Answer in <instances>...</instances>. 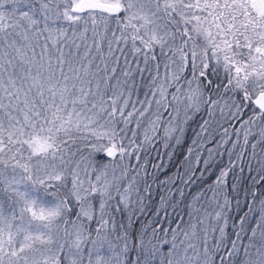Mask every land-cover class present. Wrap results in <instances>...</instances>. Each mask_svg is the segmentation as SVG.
<instances>
[{
	"label": "snow or ice",
	"instance_id": "1",
	"mask_svg": "<svg viewBox=\"0 0 264 264\" xmlns=\"http://www.w3.org/2000/svg\"><path fill=\"white\" fill-rule=\"evenodd\" d=\"M209 73L220 83L205 97ZM217 109L236 140L223 124L219 139L209 132ZM202 110L201 131L230 164L249 145L264 153V0H0V264H264V191L226 233L227 169L211 198L193 196L186 226L182 215L150 235L117 226L151 191L139 187L143 165L129 173L155 136L137 143L130 126L146 119L167 142ZM179 179L194 184V170Z\"/></svg>",
	"mask_w": 264,
	"mask_h": 264
},
{
	"label": "trees",
	"instance_id": "2",
	"mask_svg": "<svg viewBox=\"0 0 264 264\" xmlns=\"http://www.w3.org/2000/svg\"><path fill=\"white\" fill-rule=\"evenodd\" d=\"M152 75L156 74L155 62H152ZM121 67H124L123 59L120 61ZM103 66V65H102ZM143 67V64L140 65ZM136 67L135 64L132 65ZM159 73L161 78L165 74V68L163 63L159 67ZM198 75V74H197ZM145 78H149L147 72L144 73ZM188 76L191 78V71L188 70ZM137 83H140V74L136 73ZM205 85V97L208 95V91H214L216 86L220 83V80L209 73V79L212 81L209 85L208 80L203 77L200 78ZM195 87V82L192 85ZM187 87V84L184 85ZM175 89H170L174 91ZM145 87H140L133 93L132 99L143 100ZM223 101V100H222ZM221 101V102H222ZM137 107H140L137 104ZM131 110V106H129ZM155 111V105L152 108ZM167 119L165 114L161 123ZM208 119L206 113L203 110L200 113H193L191 119L184 124L183 133L176 132L174 137L167 142L163 139V129H158L155 133H152L151 126L148 120H142L141 125L137 128L135 122L130 126L136 131L135 140L140 143L144 139L145 129H148L151 135L155 136L153 143L145 144L140 150V160L137 161L135 157L131 158L130 163L133 169L130 170L129 179L131 176L136 175L135 167L139 163L143 165V169L140 171V184L141 189L150 187V193H144L143 205L133 202L132 206L128 210H122L115 214L117 226L124 224L129 227V231L132 233H139L145 230L151 234V228L153 226L159 227L163 225L166 229L176 228L177 222L180 216L184 217L185 225H187L189 217L187 213L190 209L188 204H193V196L198 192H206L207 197L212 196L210 188L215 186L216 178L220 175L222 170L227 169L228 175L225 178V192L228 194V198L231 201L230 209L227 212V225L226 233L233 232V224L238 223L239 215H242L244 211H247V204L245 201H253L252 192L258 190V198L254 203V211L259 209V192L264 191V182L257 184L253 177L258 179V172L260 170V164L258 161H264L263 153L260 151V146H257V156L253 158L252 148L249 145L246 149V154L241 160H237L235 156L231 159L235 162L230 164V157L227 152L222 148L217 149L216 144L212 142L208 133L201 131V125L203 121ZM228 128L229 137L232 140H236L233 127L229 126L220 116L218 109L215 116L212 119V125L209 132H213L216 139L223 135V128L220 125ZM239 125H235L238 127ZM258 131V129H257ZM128 138L132 139V133L128 132ZM175 137H179V143L176 142ZM250 141L255 142L252 137ZM203 141V143H201ZM195 142V143H194ZM239 142L243 143V133H241ZM127 143V140L125 141ZM167 143L168 146H165ZM231 147V144L226 145ZM190 149L192 151L190 152ZM209 149H212L211 156L209 155ZM208 161L205 164V161ZM129 163V161H125ZM192 169L195 172V183L189 185H183L179 177L183 176L186 170ZM183 189L184 196L180 195L177 189ZM233 188L235 191H233ZM164 198V203H162ZM223 199V196L220 197ZM236 199L240 200V208L236 207ZM174 201H180L179 206L174 205ZM172 205V206H169ZM167 207L168 216L165 217L164 208ZM175 207V212L173 208ZM192 222H195L193 220ZM218 232L216 235L218 236ZM163 238V233H160ZM182 234L180 238L182 239ZM168 238L171 239V232H169ZM167 247V246H166ZM133 255L134 254H130Z\"/></svg>",
	"mask_w": 264,
	"mask_h": 264
},
{
	"label": "rangeland",
	"instance_id": "3",
	"mask_svg": "<svg viewBox=\"0 0 264 264\" xmlns=\"http://www.w3.org/2000/svg\"><path fill=\"white\" fill-rule=\"evenodd\" d=\"M224 103V101H222L221 102V104H223ZM218 111H219V109H218ZM220 112V111H219ZM263 158H264V153H263ZM213 194V193H212ZM212 197V196H211ZM211 197H209V198H211ZM223 201V199L221 200V202ZM196 207H198V205L195 203V201L193 202V204H192V209H191V211L193 212V215L195 216L196 215V213H195V208ZM221 224H223V222H221ZM211 235V234H210ZM182 238H183V236H182ZM210 244H211V241H210ZM201 251H203V248L201 247Z\"/></svg>",
	"mask_w": 264,
	"mask_h": 264
}]
</instances>
